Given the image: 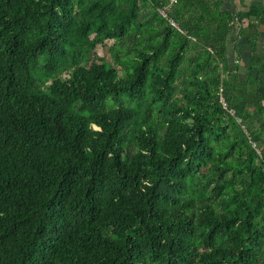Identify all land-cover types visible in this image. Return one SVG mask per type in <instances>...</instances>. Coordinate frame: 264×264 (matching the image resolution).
Masks as SVG:
<instances>
[{
  "label": "trees",
  "instance_id": "trees-1",
  "mask_svg": "<svg viewBox=\"0 0 264 264\" xmlns=\"http://www.w3.org/2000/svg\"><path fill=\"white\" fill-rule=\"evenodd\" d=\"M168 2L0 0V264H264V0Z\"/></svg>",
  "mask_w": 264,
  "mask_h": 264
},
{
  "label": "crops",
  "instance_id": "crops-1",
  "mask_svg": "<svg viewBox=\"0 0 264 264\" xmlns=\"http://www.w3.org/2000/svg\"><path fill=\"white\" fill-rule=\"evenodd\" d=\"M263 0H223V8L231 12L236 11H247L250 6L261 5ZM260 38L258 39V44L260 48H264V27H261ZM237 51L239 53V63L243 65L244 60L249 56L250 47L247 45L244 38H240L237 43Z\"/></svg>",
  "mask_w": 264,
  "mask_h": 264
},
{
  "label": "built area",
  "instance_id": "built-area-1",
  "mask_svg": "<svg viewBox=\"0 0 264 264\" xmlns=\"http://www.w3.org/2000/svg\"><path fill=\"white\" fill-rule=\"evenodd\" d=\"M175 1L176 0H169V2H168V4L165 6V7H163V8H161L160 10H159V14L162 16V17H164V18H168L167 17V13L168 12H170L171 11V9H172V6H173V4L175 3ZM169 20V22H170V24L172 25V26H176L175 25V23L171 20V19H168ZM220 93H221V90H220ZM220 103L222 104V107L224 108V109H226L227 107H226V103H225V101H224V99H223V97L220 95ZM231 114H233V111H229ZM252 146L253 147H255V144L254 143H252Z\"/></svg>",
  "mask_w": 264,
  "mask_h": 264
},
{
  "label": "rangeland",
  "instance_id": "rangeland-1",
  "mask_svg": "<svg viewBox=\"0 0 264 264\" xmlns=\"http://www.w3.org/2000/svg\"><path fill=\"white\" fill-rule=\"evenodd\" d=\"M230 50H231V49H230ZM228 52H229L230 59H231L232 61H234V60H235V56H234L233 54H231L232 52H230L229 50H228ZM96 53H97L98 55H100V56L105 55V56L108 57L106 51H105L104 49H102L101 47H98V48L96 49ZM242 71H243V70H242Z\"/></svg>",
  "mask_w": 264,
  "mask_h": 264
}]
</instances>
